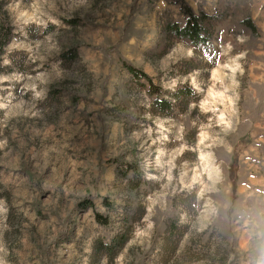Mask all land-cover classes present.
I'll return each mask as SVG.
<instances>
[{"label": "rangeland", "instance_id": "obj_1", "mask_svg": "<svg viewBox=\"0 0 264 264\" xmlns=\"http://www.w3.org/2000/svg\"><path fill=\"white\" fill-rule=\"evenodd\" d=\"M185 1L218 16L207 51L158 53L173 0H3L0 264H264V0ZM122 60L194 99L154 115Z\"/></svg>", "mask_w": 264, "mask_h": 264}, {"label": "trees", "instance_id": "obj_2", "mask_svg": "<svg viewBox=\"0 0 264 264\" xmlns=\"http://www.w3.org/2000/svg\"><path fill=\"white\" fill-rule=\"evenodd\" d=\"M178 7L179 13L183 16V20L168 21L160 29L157 41L162 40V48L158 51L160 55L166 53L177 40H182L191 46L195 51L203 49L207 51L212 46L214 38V27L218 20V16L210 14L202 9L195 11L185 0H173ZM4 2L0 0V73L4 71L2 64V56L5 53L6 46L13 38V26L8 19V15L3 8ZM73 25L78 22L68 20ZM243 23L251 30H254V24L249 19H244ZM158 47V45H157ZM78 56L75 46L66 49L61 53L64 60H74ZM123 68L130 74L131 81L143 89L150 98V111L154 115L161 117H172L179 109H185L195 97V91L187 85H179L172 91L164 89L160 84L156 85L153 78L142 69L132 65L126 60H122ZM184 67V73L191 69L201 68L202 60L197 59L191 63H181ZM128 171L137 172L138 170L133 164H127ZM132 186L136 187V182ZM103 204L110 209L114 205L105 197ZM79 207L86 210L88 207H94L92 199L86 198L79 202ZM95 218L99 223H107L108 219L99 212L95 213ZM129 239V233L118 232L109 241L104 242L98 240L94 244L95 254L100 257L109 259L115 257L123 248Z\"/></svg>", "mask_w": 264, "mask_h": 264}, {"label": "bare ground", "instance_id": "obj_3", "mask_svg": "<svg viewBox=\"0 0 264 264\" xmlns=\"http://www.w3.org/2000/svg\"><path fill=\"white\" fill-rule=\"evenodd\" d=\"M213 74H214L215 77L220 76V73L218 71H215Z\"/></svg>", "mask_w": 264, "mask_h": 264}]
</instances>
